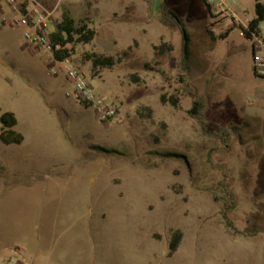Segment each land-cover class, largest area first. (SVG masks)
Returning <instances> with one entry per match:
<instances>
[{
  "label": "rangeland",
  "instance_id": "rangeland-1",
  "mask_svg": "<svg viewBox=\"0 0 264 264\" xmlns=\"http://www.w3.org/2000/svg\"><path fill=\"white\" fill-rule=\"evenodd\" d=\"M37 1L55 10L54 25L68 12L95 32L71 61L123 123H99L66 97L64 76H47L0 12V116L13 114L22 137L0 143V261L17 247L35 264H264V80L249 44L236 30L218 40L223 28L211 40L201 0H167L189 37L186 74L180 33L159 23L162 0ZM239 9L253 17L254 0ZM92 55L115 64L92 75ZM188 91L202 102V125L188 115ZM222 183L236 201L229 229Z\"/></svg>",
  "mask_w": 264,
  "mask_h": 264
},
{
  "label": "built area",
  "instance_id": "built-area-1",
  "mask_svg": "<svg viewBox=\"0 0 264 264\" xmlns=\"http://www.w3.org/2000/svg\"><path fill=\"white\" fill-rule=\"evenodd\" d=\"M207 9L210 20V33H216L218 28L224 32L236 30L250 48L253 74L264 80V24L250 27L253 17L244 18L237 10L247 0H201ZM5 9L11 19H2L9 28L23 29V39L27 46L48 59L47 76H64L71 87L66 97L73 98L83 107L91 110L99 123L122 124L115 103L105 91H96L90 82L82 75L71 58L57 61L54 52L59 50L51 41L54 32L53 17L55 10H47L37 0H0V12ZM241 13L247 9L241 8ZM244 33L248 34L247 38ZM250 101V100H249ZM0 264H33L26 260L17 247H5Z\"/></svg>",
  "mask_w": 264,
  "mask_h": 264
},
{
  "label": "trees",
  "instance_id": "trees-1",
  "mask_svg": "<svg viewBox=\"0 0 264 264\" xmlns=\"http://www.w3.org/2000/svg\"><path fill=\"white\" fill-rule=\"evenodd\" d=\"M167 0H162L160 4V15L159 23L166 28H175L181 35V68L184 73L187 74L189 70L190 63V51H189V37L187 35L184 24L180 19L174 15L167 7ZM202 2V1H201ZM207 11L206 7H204ZM258 24H264V6L259 0H254V19L250 27L254 28ZM54 32L51 35V41L54 46H58L59 50L54 52V58L57 61H61L65 58H71L72 50L76 46H87L89 45L94 37L95 32L88 27L86 20L74 21L68 12H63L59 20L55 22ZM207 34L211 40H216L212 33L207 30ZM228 32L224 35H220L218 40H225L227 38ZM247 38L248 34L244 33ZM154 51L158 56H162L165 53H170L171 48L156 47ZM85 61L90 62L91 73L96 75L101 69H110L114 66V61L111 58H105L99 55H92L87 57ZM255 76V75H254ZM256 77V76H255ZM188 96L192 99V105L188 111V115L202 125V114L203 106L202 102L192 91L187 92ZM164 102V99H161ZM172 107L177 104L176 100H170L169 102ZM16 119L11 113H5L0 116V143L4 146L19 145L22 142V137L14 131L16 127ZM203 129V128H202ZM164 158H180L177 155L166 154L161 155ZM218 188L215 189L222 197V206L220 210V216L224 225L229 229L232 228V223L228 218V214L235 209V198L231 191L227 190V185L225 183L219 184ZM178 241H174L169 245V254H172L176 247Z\"/></svg>",
  "mask_w": 264,
  "mask_h": 264
},
{
  "label": "crops",
  "instance_id": "crops-1",
  "mask_svg": "<svg viewBox=\"0 0 264 264\" xmlns=\"http://www.w3.org/2000/svg\"><path fill=\"white\" fill-rule=\"evenodd\" d=\"M42 56H43V58L45 59V68H47L48 67V62H49V59L45 56V55H43V54H41ZM16 125H17V123H16ZM24 258L26 259V260H30L33 264H35V259H36V255H30V256H26V255H24Z\"/></svg>",
  "mask_w": 264,
  "mask_h": 264
}]
</instances>
